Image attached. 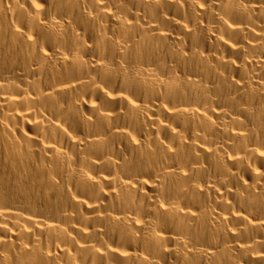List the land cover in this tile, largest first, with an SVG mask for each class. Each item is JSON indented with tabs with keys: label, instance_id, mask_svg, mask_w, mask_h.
<instances>
[{
	"label": "bare ground",
	"instance_id": "1",
	"mask_svg": "<svg viewBox=\"0 0 264 264\" xmlns=\"http://www.w3.org/2000/svg\"><path fill=\"white\" fill-rule=\"evenodd\" d=\"M0 264H264V0H0Z\"/></svg>",
	"mask_w": 264,
	"mask_h": 264
}]
</instances>
